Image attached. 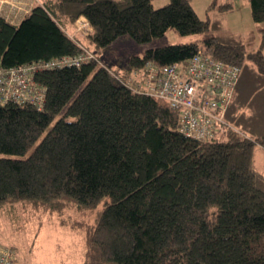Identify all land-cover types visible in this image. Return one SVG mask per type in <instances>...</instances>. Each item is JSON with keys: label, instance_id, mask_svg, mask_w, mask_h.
<instances>
[{"label": "trees", "instance_id": "trees-1", "mask_svg": "<svg viewBox=\"0 0 264 264\" xmlns=\"http://www.w3.org/2000/svg\"><path fill=\"white\" fill-rule=\"evenodd\" d=\"M247 2L261 24L256 47L207 37L112 60L106 54L121 41L203 34L210 21L190 0L158 9L152 0H41L19 24L0 15L2 70L96 55L38 69L42 110L0 105V209L19 204L84 230L83 264H264V173L254 159L264 149V0ZM81 16L91 32L73 36ZM198 53L241 70L226 124L205 140L184 136L165 100L124 84L149 63Z\"/></svg>", "mask_w": 264, "mask_h": 264}, {"label": "built area", "instance_id": "built-area-1", "mask_svg": "<svg viewBox=\"0 0 264 264\" xmlns=\"http://www.w3.org/2000/svg\"><path fill=\"white\" fill-rule=\"evenodd\" d=\"M78 22L82 23L80 30H91L85 17L81 16ZM95 58V54L86 51L76 60L63 58L39 66L0 69V105L29 103L42 110L45 89L36 85L33 79L38 69L61 68L71 63L80 65L82 61ZM240 73L238 66L226 65L198 53L185 63L163 67L149 63L142 73L135 72V76L124 84L134 92L165 100L180 113V132L190 138L205 140L214 137L219 127L226 124L225 113ZM0 264H16L11 249H0Z\"/></svg>", "mask_w": 264, "mask_h": 264}, {"label": "rangeland", "instance_id": "rangeland-1", "mask_svg": "<svg viewBox=\"0 0 264 264\" xmlns=\"http://www.w3.org/2000/svg\"><path fill=\"white\" fill-rule=\"evenodd\" d=\"M217 1L218 7L211 9L213 0H190L197 15L204 21H210L208 32L181 36L169 30L163 37L145 43L121 41L106 54V59L112 60L124 54L142 56L150 48L198 41L207 37H219L228 41V37L232 36L241 39L244 44L254 39V46L258 45L261 24L253 21L247 0H233V7L228 11L219 9V5L227 0ZM169 2L170 0H152L156 9ZM78 19L71 28V34L83 37L91 30H80L82 23ZM254 159L256 169L264 173V149L259 145L255 147ZM84 221L93 223L94 218H86ZM85 246L84 230L62 226L53 215L44 212L32 215L19 204H6L0 209V249L13 248L16 264H83Z\"/></svg>", "mask_w": 264, "mask_h": 264}, {"label": "crops", "instance_id": "crops-1", "mask_svg": "<svg viewBox=\"0 0 264 264\" xmlns=\"http://www.w3.org/2000/svg\"><path fill=\"white\" fill-rule=\"evenodd\" d=\"M40 3L41 0H0V15L13 24H19Z\"/></svg>", "mask_w": 264, "mask_h": 264}, {"label": "bare ground", "instance_id": "bare-ground-1", "mask_svg": "<svg viewBox=\"0 0 264 264\" xmlns=\"http://www.w3.org/2000/svg\"><path fill=\"white\" fill-rule=\"evenodd\" d=\"M226 111H228V110H226Z\"/></svg>", "mask_w": 264, "mask_h": 264}]
</instances>
